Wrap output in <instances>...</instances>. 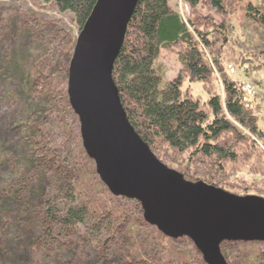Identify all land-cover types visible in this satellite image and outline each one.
<instances>
[{"label": "trees", "instance_id": "16d2710c", "mask_svg": "<svg viewBox=\"0 0 264 264\" xmlns=\"http://www.w3.org/2000/svg\"><path fill=\"white\" fill-rule=\"evenodd\" d=\"M43 1L53 2L60 13L72 14L80 29L97 3V0ZM184 1L192 8L205 2L210 11L222 17L219 23L213 22L210 26L219 52L211 48L213 41L209 38L210 34H202L194 24L189 26L182 14L170 6L169 0H138L113 68V79L129 122L157 157L180 171L185 179L192 182L202 180L228 191L264 195V186L260 189V182H257L264 183V135L256 115L241 102L243 94L238 82L230 76L226 67L228 62L234 65L237 62L244 73L249 68L264 67V49L254 51L261 47H251L249 42H232L227 37L229 32L235 31L231 24L239 11L255 29L264 33V4L256 0ZM28 32L31 35L32 29ZM34 33L39 38L37 43L45 46L44 62L27 61L30 71L13 77L11 81L15 79L17 85L14 91L9 92L10 98L23 100V112H32L25 114L23 127L16 124L11 128L12 134L17 128L23 132L20 145H16L20 158H16L12 139L0 140V166L5 168L11 160L10 155L15 153L12 158L17 161H12L8 177L18 174L19 178L16 184H11L13 179L9 178L5 180V187H0V193L5 188H12L0 202V239L2 227L12 224L14 219L11 228L20 233L19 237L22 235L27 249L47 257L46 260L27 259L24 264H67L68 257V264H146L148 257L144 245L135 237L137 219L127 205H121L127 201L140 203L124 197H115L119 202H113L99 196V189H96L97 200H93L95 193L89 194L87 187L90 184L82 178L83 174L79 175L67 167L65 157H57L60 141L58 143L50 136L48 123L67 132L73 125L78 129V119L69 107L66 93L72 56L69 51L73 50V45L65 49L64 38L60 34L53 37L50 29H45L43 34ZM67 34L69 41L68 31ZM221 36L220 43L218 37ZM181 44L185 47L181 48ZM49 45L55 46V54L48 48ZM205 46L212 49H209L211 57L203 48ZM169 47L179 50L178 58L184 73L180 72L162 89L155 62L160 49ZM183 78L200 81L207 86L210 79H220L223 95L208 90H204L205 98L187 94L182 88ZM55 94L57 101L58 98L65 101L64 108L69 118L66 119L65 112L50 116L56 105L53 101ZM235 120L255 137L250 140L248 154L238 151V144L227 137L230 132H236L238 143L247 137L238 131L240 127ZM258 142L263 144L262 148ZM81 151L86 155L83 148ZM48 160L55 166L46 165ZM32 167L37 175L28 179L27 174L34 172ZM48 169L51 173L47 172ZM48 177L53 178L52 183H49ZM129 222L133 228L124 231ZM152 229L156 230L155 227ZM81 230L86 231L79 235ZM83 235L90 236L91 247L94 245L97 250L94 260L89 263L79 259V253L72 256L77 248L85 244L83 239H78ZM259 244L262 243H250L256 247H250L242 264H253L254 260L262 258L264 248H257ZM224 245L230 244L224 242L221 245L229 261L240 263L233 250L224 248ZM110 251L116 253V259H111ZM185 262L186 257L182 263Z\"/></svg>", "mask_w": 264, "mask_h": 264}, {"label": "water", "instance_id": "95a60500", "mask_svg": "<svg viewBox=\"0 0 264 264\" xmlns=\"http://www.w3.org/2000/svg\"><path fill=\"white\" fill-rule=\"evenodd\" d=\"M138 0H97L80 29L67 95L82 145L115 196L138 200L147 223L189 237L207 264H228L224 241H264V197L192 182L159 160L129 122L112 73Z\"/></svg>", "mask_w": 264, "mask_h": 264}, {"label": "rangeland", "instance_id": "374dc122", "mask_svg": "<svg viewBox=\"0 0 264 264\" xmlns=\"http://www.w3.org/2000/svg\"><path fill=\"white\" fill-rule=\"evenodd\" d=\"M256 1L264 4V0ZM169 4L174 10L182 14L185 22L189 26L190 24H194L195 28L202 34H210L209 38L213 41L211 48L214 51L219 52L217 48V41L212 36L214 33L211 32L212 28H210V26L213 24V22L219 23L222 19L221 16H218L213 11H210V7L205 2L194 8H192L184 0H169ZM204 15H206V18ZM231 25L235 27V31L229 32L227 37L231 39L232 42H249L251 47H255V45L261 47L255 49L254 51L264 49V33L255 29L242 11H239L235 14ZM231 25L229 26L232 27ZM29 29H32L31 35L28 32ZM45 29H50L51 33H54L53 37L60 34L59 36L64 38L62 40L65 44V49L72 48L73 45L74 50L78 36V27L74 22L72 14L68 12L60 13L53 2L46 3L43 0H0V60L3 59V61H0V68H2L3 65V69H0V140L12 139V146L16 148V158H20V150L16 145H20V135L22 136L23 132L22 129L17 128V130H15L12 134L11 128L16 124L18 127H23L25 125V114L32 112H23V100L19 101L18 99L9 97V92L14 91V88L17 85L15 79L14 81H11V79L16 77L18 73H28L30 71L27 61L30 62L32 60V62L38 63L40 60V64L44 62V54H46L44 51L45 46L37 43V39L39 40V38L34 32L43 34ZM67 31L69 33V41L66 39L68 37ZM191 31H193L192 28ZM222 39L223 36L218 37V41H220V43L222 42ZM54 47L55 46L52 45L48 46V48L53 51V54L56 53ZM183 47L185 46L181 44V48ZM203 48L211 57V52L209 50L211 48L207 46ZM73 50H70L69 53H73ZM178 53L179 50L177 48L171 47L161 48L159 51L155 62V68L158 71V74L161 76L162 89L165 87L167 82L177 77L180 72L184 73L182 64L179 62ZM62 58L65 57L63 56ZM52 59L54 61L53 63L56 64L54 57H52ZM66 63L67 61L65 64ZM230 63L231 62H228L226 64L228 72V65ZM235 63L236 64L234 67L236 71L229 72V74L235 81H238L240 85L242 81H248L251 83L252 89L254 91L253 98H251L253 101V108L251 111L254 115H256L258 126L264 135V67H256L252 69L249 68L247 69L246 73H244L243 67H239V63L237 62ZM262 64H264V60ZM16 81L19 80L16 79ZM208 82L209 86L200 81H191L188 78H183L182 88L187 94H198L203 98H205L206 95L204 90H208L209 92L211 91L213 94L219 93V95H223V85L221 84L220 79H218V81H213V79H210ZM56 97L57 94H55L53 98V101L56 104L55 109L51 112L50 116H56L60 112H65V101L61 100L60 98H58L59 100L57 101ZM70 109L72 110L71 107ZM65 116L66 119L69 118V114L66 112ZM228 118L234 120L229 115ZM234 122L240 127L238 131H242L244 135L247 137L249 136L250 138L248 139L246 137L244 140L238 143V135L236 132H230L229 136L227 137L238 144V151L243 150L244 155L248 154L249 145L251 144L250 140H253L255 137L251 135V133L241 126L236 120ZM47 128L51 131H49L50 136L57 139L58 143L60 141V144L57 145V157L60 159L65 157L67 159V167L74 169L79 175L83 174L82 178L90 184V186L87 187L89 194L95 193V195L92 196L93 200H97L96 189H99V196L105 197V199H110L113 202H119L115 198L116 196L110 194L109 190L100 180V178H97L98 176L95 177L94 174L97 175V173L96 171H93V169L95 170V164L93 160H91L81 151L83 145L79 131V121L78 129L76 125H73L71 130L68 132L63 130L61 127L51 126L50 123H48ZM258 144L262 148L263 144L261 142H258ZM13 155H15V153L10 155L11 160L5 168L0 166V187L1 185L5 187V180H8L9 178L13 179L11 184H16V182L19 180L17 177L18 174L8 177L13 167L12 161H17L15 157H13L14 159L12 158ZM48 161L49 163H47ZM48 161L46 162V165H50L51 167L55 166L54 163L50 162V160ZM32 170L34 172L27 174L28 179H31L32 175L34 174L35 176L37 175V171L35 172L36 169L34 167H32ZM47 172L51 173L49 169ZM47 179L49 180V183L53 182V178L48 177ZM257 182H260L258 185L261 189L264 186L263 181L257 180ZM251 187H253V185ZM10 191H12V188H5V190L1 191L0 202L2 201V197L8 195ZM229 191L239 195H247L244 194L243 191L239 190L231 189ZM260 195H262V197L264 196L263 194ZM122 204L127 205L129 209H131L130 213H132V215L137 219V226L134 227L137 234L135 237L136 240H139L142 245H144L145 253L148 257L146 264H183L182 262L185 261V257H188V260L185 262V264H202V253L194 246L193 241L187 237L171 238L163 235L157 229H152L154 226L146 223L143 218V212H140L142 210L141 204H136L129 201L126 203H121V205ZM17 213L14 212L13 214ZM14 221L15 220L12 219V224H6L4 227H2L0 239V262L3 264H24L25 260L27 259L31 261L46 260L47 257L40 256V254L34 250L27 249V245L25 244L22 235L19 237L20 233L11 228L14 226ZM131 227L133 228L132 223L129 222L124 231ZM85 231L86 230H81L79 235L82 233L84 234ZM78 239H83L85 244L82 247L77 248L72 256L78 255L79 253V259L82 258L83 261L86 260V263L91 262L94 260V253H97V250L94 248V245L91 247L90 236L83 235ZM239 243L241 245L237 242H229L230 246L224 245V248L230 247V250H233V252H231L233 253L234 257L236 256V258L241 261L240 263L237 260L230 262L227 257V252L221 247L222 252L225 254L229 264H242L247 252L250 250V247H256L255 245L251 246L250 243H245L244 245L243 242ZM260 243L262 244H259L257 248L262 250L261 248H264V243ZM110 256L113 260L116 259L117 255L115 252L110 251ZM66 260L68 264L70 258L68 257ZM243 264H245V262ZM253 264H264V254L259 260H254Z\"/></svg>", "mask_w": 264, "mask_h": 264}, {"label": "built area", "instance_id": "2783aa9c", "mask_svg": "<svg viewBox=\"0 0 264 264\" xmlns=\"http://www.w3.org/2000/svg\"><path fill=\"white\" fill-rule=\"evenodd\" d=\"M243 89L246 91V92H250L251 91V86L248 84V83H245L243 85Z\"/></svg>", "mask_w": 264, "mask_h": 264}]
</instances>
